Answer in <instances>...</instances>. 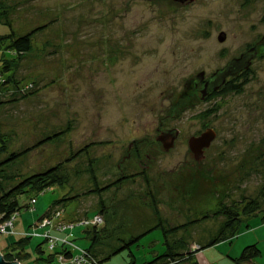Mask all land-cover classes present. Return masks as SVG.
<instances>
[{"label":"rangeland","instance_id":"1","mask_svg":"<svg viewBox=\"0 0 264 264\" xmlns=\"http://www.w3.org/2000/svg\"><path fill=\"white\" fill-rule=\"evenodd\" d=\"M41 27L46 28L34 35L23 61L5 49L9 40L0 48V70L3 60L13 65L1 77L16 76L21 90L37 93L10 102L18 89L0 82V102H10L0 107V162L70 130L7 167L3 187L92 146L64 164L63 186L34 196L32 208L18 216L14 234L0 238V254L30 238L32 258L25 264H48L47 244L40 257L36 247L44 239L31 235L51 229L35 225L55 201L65 200V207L52 210H64L53 224L102 216L99 226L80 224L65 233L51 229L55 237L88 249L85 231L98 228L101 264H129L130 253L136 264H145L165 255L167 243L184 247L185 241L194 252L219 236L225 217H215L218 211L241 209L249 201L264 210V44L248 74L234 81L246 82L241 93L203 103L185 92L201 72L209 77L260 43L264 0H195L186 6L173 0H0V36L12 31L24 36ZM221 33L224 43L218 41ZM207 128L217 139L197 162L188 141ZM175 133V146L166 152L158 139ZM118 180L100 196L89 194ZM263 216L261 211L243 223L233 241L196 253L197 263L235 264L244 248L257 244L262 255L254 264H264ZM192 222L197 224L164 236L165 230ZM144 234L111 256L123 242Z\"/></svg>","mask_w":264,"mask_h":264},{"label":"trees","instance_id":"2","mask_svg":"<svg viewBox=\"0 0 264 264\" xmlns=\"http://www.w3.org/2000/svg\"><path fill=\"white\" fill-rule=\"evenodd\" d=\"M5 24L11 27L12 29L10 21L7 20ZM45 28L46 27L37 28L24 36H16V34L13 31L8 36H0V48L2 47L4 48V46H6V40H9L10 43L5 47V49L14 52L15 55L17 56L16 58L18 59V61L21 62L23 61L25 56L32 50V39L34 35L44 30ZM3 62H4L3 70H0L1 75L4 74L5 72L11 71L13 67V65L8 60H3ZM18 66L19 63L17 64L16 67L18 68ZM235 80L236 78L235 79L230 78L227 81L226 85L221 90L220 94L241 93L243 88L245 87L246 82H243L242 84L238 85L234 82ZM5 83H7L8 86L10 87L12 86L18 89V91L12 93L13 95H15V97L12 98L10 102L19 100L18 97H16V95L17 96L23 95V98H27L28 95L35 96L37 94L34 92L35 89H32L31 91L21 90L19 83L16 81V76L7 77L6 79H4L2 85H4ZM10 102H3V103L0 102V107ZM69 130L70 128H68L66 131L56 133L42 140L40 143L33 146L32 148H28L19 153H13L10 156H8L5 160L0 162V215L4 217V220L9 219L15 213L20 214L23 210H30L32 208L31 202L36 199L34 196L44 193L53 187L63 186L67 181V178L63 176L61 172L64 164L71 162L81 154L88 152V150L91 148L92 145L85 147L83 150L79 151L76 155L71 157V159L66 160L64 163H60L56 167H53L45 172L36 173L28 178H25L19 181L17 184L13 185V187H10L9 189L3 187V181L5 180V176H4L5 169L11 166L12 164H14L15 162H17L18 160H20L22 157L31 153L33 150H36L42 146H45L50 142L60 139L62 136L68 133ZM119 184H120V180L108 186L104 190L96 188L89 194H97L98 196H100L103 194V192L105 193ZM263 192H264V188H263ZM24 195L30 196L31 202L23 204L20 200ZM64 201L65 200L53 202L48 212L43 217L51 214L52 210L56 207H65L63 203ZM261 211L264 210L261 209L257 201H249L241 209L238 206L234 208L230 207L220 210L215 214V217H219V216L225 217L224 218L225 222L221 227L219 236L211 239L209 243H207L205 246H202L199 250H196L194 252H190L189 244L186 243L185 241H183L184 242L183 244L185 245L184 247H178V245L176 246L174 245V243L173 245H169V243H167L168 251L165 255L155 256L152 260L146 262L145 264H198L195 259L196 253L217 246L225 241H233L236 237H238L240 229L242 228V224L247 222L249 219L258 216ZM204 219H208V218H204ZM262 221L264 222V216L262 218ZM195 224H197V222H192L190 224L180 225L177 228L175 227L165 230L164 236L167 237L170 234L173 235L183 230H188L190 227L194 226ZM156 228L164 229V226L158 225V227ZM85 232L91 241V245L87 250L101 263L102 257L96 254V253H103L102 251L98 252L96 250V246L98 245V241H99L98 228L95 227L94 229H86ZM145 235L146 234L128 240L127 242H123L122 243L123 245L120 247V249L117 250L115 253H113L111 256H115L119 254L124 249H130L132 244L137 243ZM29 244H30V238H21L20 240L16 241L8 248V252L3 253L4 259L8 263L19 262L20 264H25L32 258V255L27 252V248ZM45 244L46 243L44 242L36 247V252L40 257L45 255L43 250ZM183 248H187L188 250L187 253L180 252V250H183ZM64 254H66L67 257L71 256L69 252ZM261 255H262L261 251L257 244L250 245L244 248L241 256L233 261L235 264H254V262L257 259H259ZM111 256L109 257V259L112 258ZM130 256L132 258V261L129 264H136V258L134 254L130 253ZM53 257L54 255L49 254L48 257L45 259V261L48 264H51L54 260ZM37 260L40 261L41 259L38 258Z\"/></svg>","mask_w":264,"mask_h":264},{"label":"water","instance_id":"3","mask_svg":"<svg viewBox=\"0 0 264 264\" xmlns=\"http://www.w3.org/2000/svg\"><path fill=\"white\" fill-rule=\"evenodd\" d=\"M181 5L192 4L195 0H173ZM219 43H224L226 41V34L221 33L218 37ZM257 49L253 48L247 53L243 54L240 58L234 59L227 64L224 69L218 70L214 73L211 78L205 83V88L202 90V99L205 100L207 96L211 93L221 91L226 85L228 79L237 78L240 72L249 71L252 62L257 58ZM206 74L201 72L196 77L195 84L198 85L205 82ZM178 139V133L170 136L161 135L158 141L162 144L163 149L169 152L174 148L175 142ZM217 139V133L214 129L208 128L201 135L197 137H191L188 141V147L192 152L195 161L201 162L205 159V153L210 149L212 143ZM0 264H20L19 262L8 263L2 254H0Z\"/></svg>","mask_w":264,"mask_h":264},{"label":"built area","instance_id":"4","mask_svg":"<svg viewBox=\"0 0 264 264\" xmlns=\"http://www.w3.org/2000/svg\"><path fill=\"white\" fill-rule=\"evenodd\" d=\"M0 82L3 83L4 79L0 74ZM36 199L31 202L32 206L35 204ZM62 212L59 208L55 209L48 216L42 217L35 225V227L41 229H48L49 227L56 229L58 232L65 233L74 229L76 226L83 224L84 226H99L103 223V218L101 215L95 217L93 221H85L82 223L76 222H65L59 221L57 224H53L55 218H60ZM20 214L15 213L9 219H5L0 215V238L2 236H10L14 234V227L16 220ZM46 231L44 234H34L31 236L41 237L47 244V247L51 253L54 255L53 262L51 264H101L87 249H81L75 246L74 242L67 238H58L52 235V230ZM61 246L62 250L57 251V247ZM70 253V257H67L64 253Z\"/></svg>","mask_w":264,"mask_h":264},{"label":"flooded vegetation","instance_id":"5","mask_svg":"<svg viewBox=\"0 0 264 264\" xmlns=\"http://www.w3.org/2000/svg\"><path fill=\"white\" fill-rule=\"evenodd\" d=\"M186 5H189V4L187 3V4H184V5H182V6H186ZM262 44H264V36L262 37L260 43L257 44V46H255L256 49H257V54H258L259 46L262 45ZM255 47H250L249 49H247V51H245L244 53H242V55L245 54V53H247L249 50H251V49H253V48H255ZM242 55H241V56H242ZM241 56H240V57H241ZM240 57H239V58H240ZM257 57H258V55H257ZM235 59H238V58H235ZM254 60H255V59H254ZM254 60H253V61H254ZM252 64H253V62H252ZM244 73H246V74H244ZM247 74H248V71H242V72L239 73V75L237 76V78L242 77V76H246ZM211 76H212V75H210L209 77H206L205 82H202V83H200V84H198V85L195 84L196 78L193 79V80H191V81L188 82V84L186 85V90H185V92L188 93V96H189L190 98H192V97H194V98H198V99H199L201 102H203V103H204V102H209L210 100H212V99L218 97L221 91H218V92H215V93H211L209 96H207V97L205 98V100L202 99V90L205 88V83L211 78ZM237 78H236V79H237ZM228 80H229V79H228ZM207 129H208V128H207ZM207 129H206V130H207ZM201 134H202V133H201ZM201 134H199V135H201ZM199 135H198V136H199ZM195 137H197V136H195ZM133 147H134V145L131 144L130 149L132 150Z\"/></svg>","mask_w":264,"mask_h":264},{"label":"clouds","instance_id":"6","mask_svg":"<svg viewBox=\"0 0 264 264\" xmlns=\"http://www.w3.org/2000/svg\"><path fill=\"white\" fill-rule=\"evenodd\" d=\"M3 255V254H2ZM4 256V255H3Z\"/></svg>","mask_w":264,"mask_h":264}]
</instances>
